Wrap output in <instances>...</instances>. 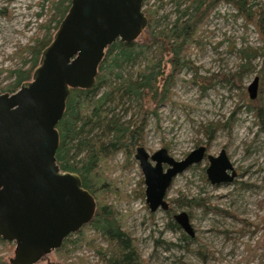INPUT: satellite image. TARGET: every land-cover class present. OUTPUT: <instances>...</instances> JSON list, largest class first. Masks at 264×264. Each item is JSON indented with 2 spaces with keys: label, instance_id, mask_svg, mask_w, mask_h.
<instances>
[{
  "label": "rangeland",
  "instance_id": "rangeland-1",
  "mask_svg": "<svg viewBox=\"0 0 264 264\" xmlns=\"http://www.w3.org/2000/svg\"><path fill=\"white\" fill-rule=\"evenodd\" d=\"M56 1L0 0V92L13 81L8 78L9 71L29 67V63L23 66L24 57L30 59L29 55L20 52L47 34L54 14L52 2ZM248 2L256 13L264 10V0ZM187 4V0H146L144 10L160 6V28L165 29ZM198 37L200 46L192 45L187 54L191 69H182L175 83L176 103L159 107V120L149 117L143 146L150 154L164 147L177 160L201 145L212 156L225 149L237 177L230 183L212 184L207 176L210 162L205 158L174 179L166 198L173 212L160 209L152 213L139 163L129 165L126 155L119 153L108 162V173L120 187V195L107 193L104 199L123 218L124 229L136 239L145 264H261L264 111L262 123L256 107L264 108V84L259 73L264 42L255 24L228 3H220L204 18ZM137 68L128 65L125 76L135 80ZM257 76L258 95L251 99L248 86ZM125 101L117 106V117L129 105ZM134 111L132 106L122 121L133 119ZM182 211L189 214L194 236L182 228H170L174 216ZM86 234L96 246L83 244L61 254L54 251L36 264H106L96 250L107 244L93 229ZM15 247L10 241L0 244V256L8 264Z\"/></svg>",
  "mask_w": 264,
  "mask_h": 264
},
{
  "label": "water",
  "instance_id": "water-1",
  "mask_svg": "<svg viewBox=\"0 0 264 264\" xmlns=\"http://www.w3.org/2000/svg\"><path fill=\"white\" fill-rule=\"evenodd\" d=\"M143 2L72 0L32 79L14 93L0 92V236L16 244L11 264L38 263L93 220L95 197L78 173L63 171L57 163L58 124L71 90L94 86L107 48L143 35L148 26ZM259 84L257 76L248 86L251 99L257 97ZM205 158L212 184L237 177L225 149L212 156L201 145L177 160L164 147L150 154L138 146L135 159L144 175L150 211L168 210L166 198L174 179ZM174 219L194 236L188 212Z\"/></svg>",
  "mask_w": 264,
  "mask_h": 264
},
{
  "label": "trees",
  "instance_id": "trees-1",
  "mask_svg": "<svg viewBox=\"0 0 264 264\" xmlns=\"http://www.w3.org/2000/svg\"><path fill=\"white\" fill-rule=\"evenodd\" d=\"M187 1L186 7L179 11L180 15L165 29L160 28V6L145 8L148 26L143 37L140 36L132 42L117 40L111 44L99 66L94 86L71 90L64 116L58 124L60 146L57 151V163L63 171L76 172L80 175L83 186L95 197L97 209L89 224L64 240L61 248L56 250L58 254L74 251L83 244L96 246L86 234L90 228L97 238L107 244L106 248L96 250L106 264H145L136 239L124 229L123 218L104 199L107 193L120 195L121 190L109 176L108 162L119 153L126 155L129 165L137 162L133 156L136 148L145 143L149 117L159 120L157 109L169 103H176L173 96L175 83L180 79L179 73L184 68L191 69L192 62L187 54L192 45L200 46L198 32L201 23L217 5L220 3L234 5L239 15L255 24L264 42V10L256 13L253 4L248 0ZM71 3L72 0L52 2L54 14L47 24V34L38 39L35 45L21 50V55L26 53L30 57L27 60L24 57L23 63L24 67L29 63V67L9 71L8 78H12L13 81L3 92L14 93L24 82L32 79L42 51L53 40ZM52 29L54 33L51 32ZM262 55L259 73L264 84V52ZM247 63H251V58ZM128 65L138 67L135 80L125 76L124 72L128 71ZM245 66L242 65L243 68ZM263 91L262 87L261 92L264 94ZM123 100L129 105L124 107L125 112L117 117L115 111L117 106L124 105ZM132 106L135 109L134 118L128 122L122 121ZM256 110L263 123L264 108L259 106ZM210 127L208 132L211 130ZM196 204L205 205L202 202ZM166 211L171 214L173 209L169 208ZM170 228L181 229L176 222ZM184 238L191 240L186 235ZM6 242L9 241L0 236V244ZM0 264L8 263L0 256ZM261 264H264V260Z\"/></svg>",
  "mask_w": 264,
  "mask_h": 264
},
{
  "label": "flooded vegetation",
  "instance_id": "flooded-vegetation-1",
  "mask_svg": "<svg viewBox=\"0 0 264 264\" xmlns=\"http://www.w3.org/2000/svg\"><path fill=\"white\" fill-rule=\"evenodd\" d=\"M164 168L166 169L167 168V165L164 166ZM145 183V182H144ZM145 192V191H144ZM176 222V221H175ZM177 223V222H176ZM178 224V223H177ZM179 225V224H178ZM180 226V225H179Z\"/></svg>",
  "mask_w": 264,
  "mask_h": 264
}]
</instances>
